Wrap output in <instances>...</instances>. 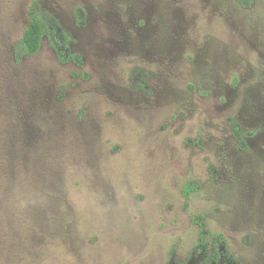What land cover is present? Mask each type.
I'll return each instance as SVG.
<instances>
[{"label":"rangeland","instance_id":"obj_1","mask_svg":"<svg viewBox=\"0 0 264 264\" xmlns=\"http://www.w3.org/2000/svg\"><path fill=\"white\" fill-rule=\"evenodd\" d=\"M34 1L83 65L15 61ZM196 215L264 264V0H0V264H204Z\"/></svg>","mask_w":264,"mask_h":264},{"label":"trees","instance_id":"obj_2","mask_svg":"<svg viewBox=\"0 0 264 264\" xmlns=\"http://www.w3.org/2000/svg\"><path fill=\"white\" fill-rule=\"evenodd\" d=\"M237 3L243 8H248L254 4V0H237ZM28 16L30 21L14 47V59L16 62L20 63L26 56L38 53L43 39L46 37L61 63L74 62L75 64L83 65L82 56L71 48L72 35L62 27L54 14L39 2L34 1L28 10ZM140 87L144 90L147 89L144 84H140ZM230 126L238 146L242 149L248 148L247 138L254 135L255 131L246 130L236 120L234 115L230 116ZM199 188L200 183L192 181L185 186L184 194L189 196L191 193L198 191ZM194 221L201 231V245L211 246L203 259V263L220 264L223 257V246L220 244H225L222 236L220 234L215 235L206 228L202 215H196ZM208 235L212 236L211 242L206 240ZM227 255L234 259V256L229 251H227ZM236 262L237 264H242L237 260Z\"/></svg>","mask_w":264,"mask_h":264}]
</instances>
